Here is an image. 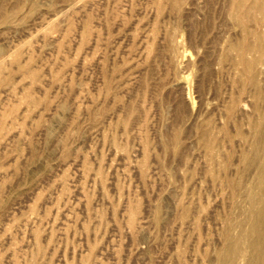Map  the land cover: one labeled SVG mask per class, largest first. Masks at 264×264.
<instances>
[{
  "label": "rangeland",
  "instance_id": "obj_1",
  "mask_svg": "<svg viewBox=\"0 0 264 264\" xmlns=\"http://www.w3.org/2000/svg\"><path fill=\"white\" fill-rule=\"evenodd\" d=\"M232 1L0 0V264H214L254 172Z\"/></svg>",
  "mask_w": 264,
  "mask_h": 264
},
{
  "label": "bare ground",
  "instance_id": "obj_2",
  "mask_svg": "<svg viewBox=\"0 0 264 264\" xmlns=\"http://www.w3.org/2000/svg\"><path fill=\"white\" fill-rule=\"evenodd\" d=\"M178 2L179 0H171V5L175 6ZM231 15L240 26L243 35L240 39L227 45L223 53V60L233 58L232 61L236 63L234 65H237L238 69L246 73L248 83L254 88V106L257 116L255 117V114L254 119H251V146L249 151L242 156L245 168L251 167L250 169L252 170L253 168L254 172L250 183H247L248 185L242 190L244 204L239 208L241 211L238 209V204H236L241 214L240 217L232 218L228 216L224 223V242L215 253L214 264H264V86L261 88L263 83L259 82L257 78L258 65L264 64V0H233ZM9 19L10 16L8 15L3 18L4 21H9ZM91 31L90 22L86 20L83 25L82 41H88ZM20 53L21 49L19 48L12 52V63L17 64L21 73L30 76V83H38L39 73L29 66H23L18 63ZM232 61L230 60V63ZM2 65L3 63L1 62L0 67ZM8 82L6 75L0 74V84ZM22 102L25 103L22 111L27 109L28 104H35L36 99L32 96L30 90H25ZM236 105L237 103L234 99L229 107V112H232ZM65 106L63 103L61 107L64 108ZM9 110L2 111L0 115V143H4L9 134L4 123L7 118H13L6 112L9 111L12 116H15L17 112L13 108ZM173 139L176 143L178 142L176 135H174ZM213 144L214 141L210 139L207 142V148L213 149ZM143 166L144 163H142V168ZM84 169L82 170L83 173L88 171L87 167ZM228 181L232 183L233 191L236 194L242 189L239 180ZM136 209V206L130 209V224L135 222ZM226 217L227 215H225Z\"/></svg>",
  "mask_w": 264,
  "mask_h": 264
}]
</instances>
